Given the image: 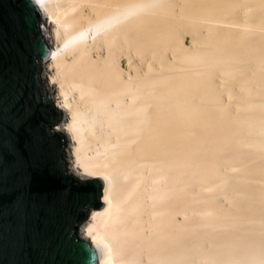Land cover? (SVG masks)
I'll return each mask as SVG.
<instances>
[{"label": "bare ground", "instance_id": "1", "mask_svg": "<svg viewBox=\"0 0 264 264\" xmlns=\"http://www.w3.org/2000/svg\"><path fill=\"white\" fill-rule=\"evenodd\" d=\"M36 2L51 51L41 77L64 114L54 130L66 136L69 173L104 183L80 234L99 264H184L186 154L198 129L214 127L220 108L264 149V46L198 21L264 29V0ZM185 69L194 73L167 74ZM247 259L264 264V253Z\"/></svg>", "mask_w": 264, "mask_h": 264}, {"label": "water", "instance_id": "2", "mask_svg": "<svg viewBox=\"0 0 264 264\" xmlns=\"http://www.w3.org/2000/svg\"><path fill=\"white\" fill-rule=\"evenodd\" d=\"M50 54L36 0H0V264H99L79 231L104 183L69 173L64 114L41 77Z\"/></svg>", "mask_w": 264, "mask_h": 264}, {"label": "rangeland", "instance_id": "3", "mask_svg": "<svg viewBox=\"0 0 264 264\" xmlns=\"http://www.w3.org/2000/svg\"><path fill=\"white\" fill-rule=\"evenodd\" d=\"M198 29L234 32L244 41L249 38L264 46V29L208 20L198 21ZM192 36L186 35L185 47H193ZM201 70L198 67V78L206 76ZM182 73L194 70L167 72ZM220 88L226 89L224 85ZM239 88L237 92L243 93ZM214 110V127L198 129V149L186 154L187 161L191 158L195 163H188L185 173L184 264H251L250 254L264 253V149L249 143L258 133L242 135L241 121L230 116L223 120L217 113L220 108Z\"/></svg>", "mask_w": 264, "mask_h": 264}]
</instances>
